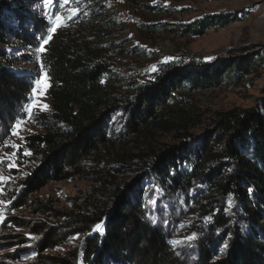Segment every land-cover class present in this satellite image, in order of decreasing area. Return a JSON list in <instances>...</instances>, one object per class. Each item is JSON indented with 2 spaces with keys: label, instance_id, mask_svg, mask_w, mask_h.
Here are the masks:
<instances>
[{
  "label": "trees",
  "instance_id": "1",
  "mask_svg": "<svg viewBox=\"0 0 264 264\" xmlns=\"http://www.w3.org/2000/svg\"><path fill=\"white\" fill-rule=\"evenodd\" d=\"M86 2L91 7L81 16V26L57 29L40 54L52 110L34 115L43 132L24 137L23 150L35 164L22 181L16 203L51 179L82 172L89 160L107 152L121 137L109 119L120 113L130 135L178 133L176 145L158 150L145 166L133 170L172 196H186L196 187L208 190L195 229L197 258L190 264H264V97L251 108L212 112L193 101L205 90L232 88L252 79L264 66V55L252 46L240 47L208 62L166 64L151 81L121 82L112 63L100 56L99 44L84 33L92 26L96 40L108 41L109 20L96 18L104 5L100 0ZM8 8L13 5L0 0V131L5 133L25 116L33 87L31 76L14 68L8 46L20 41L39 47L41 37L37 19L33 33L25 29L21 14L15 16L19 26H10ZM233 19L205 15L150 28L185 37ZM198 129L202 131L197 134ZM115 165L105 170L104 190L95 192L97 198L86 197L84 209L65 212L47 202L39 204V212L69 219L71 227L83 233L69 256L46 255L42 264H189L178 256L160 224L149 218L140 186L129 194L130 182L117 183L111 173L125 165L121 160ZM57 227L35 224L33 232L41 233L42 243L51 247L60 238Z\"/></svg>",
  "mask_w": 264,
  "mask_h": 264
},
{
  "label": "rangeland",
  "instance_id": "2",
  "mask_svg": "<svg viewBox=\"0 0 264 264\" xmlns=\"http://www.w3.org/2000/svg\"><path fill=\"white\" fill-rule=\"evenodd\" d=\"M11 3L7 22L18 27L17 14L23 15L25 29L32 30L35 20H39V47L23 45L14 41L8 46L15 57L14 68L19 73L31 76L33 87L28 93L25 116L18 120L22 126L18 135L13 134V126L6 133L0 131V264H42L46 255L69 256L83 236L82 232L71 227V221L56 219L38 211L42 202L53 208L71 212L82 207L88 200L97 198L95 192L104 190L106 169L121 160L125 166L119 172L111 173L117 183L130 182L129 194L140 186L141 195L146 199L149 218L163 228L168 242L178 256L193 263L197 258L196 223L200 221L201 209L207 197L205 187H196L186 196H172L158 185L151 184L143 172L135 171V166L143 167L151 156L166 146L176 145L178 133L157 132L150 135L133 136L126 130L123 115L110 118L112 127L121 131L117 143L110 146L102 155L91 159L80 173H73L65 179H51L42 188L26 195L16 203L22 181L34 166L32 155H25L24 137L31 133L43 132L37 127L34 115L52 110L49 81L40 60L41 44L47 39L55 23L53 17L60 14L65 22L59 28H79V20L91 6L86 0H54L50 6L44 0H2ZM104 9L97 19L109 20L107 39L96 40L93 27L84 33L99 44L100 56L112 63L116 77L121 82L135 79L141 82L153 80L163 66L178 61H211L225 56L226 52L240 47L252 46L264 55V0H100ZM14 2H17L14 6ZM155 8V9H152ZM78 12L73 16V10ZM210 16H231L228 25L210 28L202 35L177 37L169 32L150 28L156 23H186ZM72 17L68 19V17ZM236 18V19H235ZM18 25V26H17ZM34 31L32 30L31 33ZM37 32V31H35ZM98 41V42H97ZM109 42V43H107ZM47 44L44 45V50ZM153 66L156 70L153 71ZM41 85L37 86V81ZM46 85V87H45ZM37 89L34 94L33 89ZM264 97V66L252 77L246 78L240 86L219 87L201 92L194 97V103L201 109L224 111L231 108L254 107ZM37 103L38 107L28 106ZM42 105H47L43 108ZM198 129L195 132L200 133ZM17 145V148L11 147ZM29 153V152H28ZM135 155H138L136 157ZM14 162V167L9 163ZM84 209V208H83ZM35 224H55L59 240L51 242V247L42 243L43 235L33 232ZM61 228V229H59ZM100 231V228H99Z\"/></svg>",
  "mask_w": 264,
  "mask_h": 264
},
{
  "label": "snow or ice",
  "instance_id": "3",
  "mask_svg": "<svg viewBox=\"0 0 264 264\" xmlns=\"http://www.w3.org/2000/svg\"><path fill=\"white\" fill-rule=\"evenodd\" d=\"M54 2V0H44V5L47 7V6H50L52 3ZM68 2V0H64V3H67ZM76 12H78V9H76V10H73V13H72V15L74 16L75 14H76ZM72 17L70 16V17H68V19H71ZM53 19H54V21H55V23H54V25H53V27H52V29H51V32H55L56 30H57V27H59V26H62V24L65 22V18L62 16V15H60V14H55V16L53 17ZM51 34H49V36L47 37V39H44L43 40V43L41 44V47H40V51H44V45L45 44H47L48 42H49V40H51ZM153 71H155L156 70V68H155V66H153V69H152ZM37 83V86L39 87L40 85H41V81H37L36 82ZM45 87H46V85H45ZM33 92H34V94H37V89L36 88H34L33 89ZM38 106H40V105H38L37 103H32V104H30L29 106H28V111H29V114H31V109L32 108H34V107H38ZM42 107L43 108H47V105H42ZM22 121H18L17 123H16V125H14L13 126V134L14 135H18V130H19V128L22 126ZM11 147H13V148H17L18 146L17 145H11ZM25 155H30V153H28V152H25ZM9 167H14L15 165H14V162L13 163H9V165H8ZM4 178H2V177H0V180H3ZM97 228H99L100 227V225H97L96 226Z\"/></svg>",
  "mask_w": 264,
  "mask_h": 264
}]
</instances>
